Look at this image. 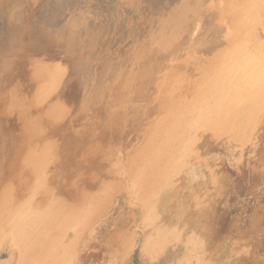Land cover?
<instances>
[{"label": "rangeland", "instance_id": "374dc122", "mask_svg": "<svg viewBox=\"0 0 264 264\" xmlns=\"http://www.w3.org/2000/svg\"><path fill=\"white\" fill-rule=\"evenodd\" d=\"M1 1L2 0H0V4L3 2L1 5L2 8L5 6L4 1L6 2V6L9 5L7 8V16L10 15L8 17L11 19L9 20V18L5 16V24L3 31L0 30V36H4L3 39H5L6 43L7 40L9 42L8 44H10V42L12 43L10 46L5 45V47L4 45L2 46V39H0V50L2 47L5 48L4 50L9 51L10 49L12 54L14 51L13 49H18L20 51L21 44H23V48H21L24 49L25 39L27 41L29 39V37L24 38L21 35L22 39L19 34V32L22 33L20 28L28 24L27 21H29V24L25 27L33 28L31 29L33 32L32 35H36L34 32L35 25L31 24L33 21L30 16L31 11L34 9L31 11L29 9L35 7L37 10V8L42 5L37 1L33 2V4L35 3L34 6H31V2L30 4L25 3L26 1L24 0L19 2L20 6L18 3L15 5L16 3L13 0ZM73 1L70 4V6L73 5L71 6L73 10L69 9V2L63 0H56L57 4L55 2L57 7L62 10L59 13V19L64 20V16H61L62 12H68L67 14L70 19L67 20L70 21L69 25L65 21V24L61 26L72 27V23L77 29H81L86 33L89 31V34L91 30L97 28L96 23L93 24L91 22L94 21L97 13L96 9L99 7L91 4V0H89V2L88 0ZM217 1L218 2L215 1V3L218 6L219 0ZM220 2L223 4L221 5L223 7L220 6L221 3L219 4V7L222 9V11L221 9L219 10V14L220 11L221 14L218 15L216 13L217 20H213V18H211V13H209L198 0H139V2H136V0H129L128 3L121 8L122 10L119 16L115 18V21L112 24L105 25L106 27L103 29L108 30L104 32L103 42H105L104 44L107 47H104L105 45L103 44L102 58H98L99 54L95 52L97 48L94 46L96 44L93 45L92 42L88 44L76 43L73 39V37L75 38L77 35L76 30L73 31L74 34L72 37L69 35V38H66L64 34L66 36L65 29L67 28H63V31L60 26H57V29L55 27L52 29L55 32L57 40H54L56 37L52 41H48L49 37H47V39L45 38V40L43 38L41 39L43 43L41 42L39 46H43L44 43L46 44V41L48 42L47 46L44 45L46 49L44 47H42L44 48L43 50H41V47L37 48L43 53L39 50H33L34 52L31 50V53L30 50L27 52V49H24V54L21 52L22 54L19 55L22 59L16 56L18 55V50H16V52L14 51L12 54L14 60L10 59L12 55L9 56V54L7 58L4 56L1 58L2 55L0 56V63H2L0 65H3L7 59L8 62L11 60L9 63L7 61L5 62L6 64L8 63L7 66L10 65L9 67H11V69L7 67L8 74L6 71H3L6 70L3 69L4 66L6 67V64L0 66V69H3H1V72L3 71L6 74L5 76L3 72L0 73V81L6 80L8 82L4 83L5 87L0 86L3 87L2 90H0V102L4 101L3 99L5 98V101L7 99L8 103H10L8 105V103H6L7 101H4L6 105L4 102L0 104L2 107L4 106V108L0 107L5 109L1 112L0 108V119L3 120L2 123V120H0V191H2L0 192V203L4 202V205L0 206V230L3 228L2 222L3 225L6 224L2 229V233H0L1 237L4 235L2 238L0 237L1 264H21L15 259L17 253L16 247L19 246L15 245L13 234L15 226L20 227V224H22L21 222H26L24 216L26 217L27 215V217L30 218L32 217L31 215L39 212L41 214L38 215V213L37 215L38 218H40L45 216V214L47 216V213H51L50 210L52 213L54 211L59 213V210L63 207L64 209L60 211V216H58L59 219H57H61V222L59 221L61 230L59 234H61L58 235L57 232V234L52 232L54 236H50V238H54L55 240L52 241H56V243L53 245V242L50 241L44 245L42 243V246L44 248L47 247L46 249L53 251V253L55 252L54 255L55 257L57 255L56 258L60 260L65 258L68 264H76L78 262V264H121L122 261L123 264H264V0H220ZM66 3L68 4L67 8L71 10L72 13L63 10ZM227 3L229 5H227ZM11 4L19 6L20 8L22 7V9L14 7L15 10H12L14 8H12L13 5L11 6ZM76 4H78L79 7H76ZM74 7L81 9L84 7V9L80 12L77 9L75 11ZM219 7H217V9ZM9 8H12L10 10H12L11 12L13 13L8 12L10 11ZM2 11L3 9L0 10V18L4 15ZM22 13H24V16H22ZM27 13L28 15L25 16ZM79 15H82L80 16L81 19L78 18ZM73 17L75 18L73 19ZM18 18H22L23 20L21 23H24H17L20 22ZM24 19L26 21H24ZM72 21H74V23ZM13 22H15V24ZM216 22L218 24L214 25ZM6 25L9 27H6ZM38 25L40 29L48 27L46 23H43L41 20ZM41 25H43V27ZM4 28L7 29L5 30ZM16 28L20 30L18 31ZM15 29L18 32L15 31L16 33L13 34L14 31H11ZM85 29H88V31ZM15 34L19 35V39L24 40L23 43L21 42L22 40L18 44L15 42L18 40ZM196 38L199 40L197 41ZM194 40H196L197 43ZM65 42H67L66 45ZM19 44L20 46H18ZM12 45L15 46L11 49ZM17 59H19V61L21 60V62ZM28 59L31 60L29 61ZM33 59L36 62H34ZM14 61L18 62L15 63ZM31 61L34 62V64L31 65ZM237 61L240 63L238 62L237 64ZM36 63H38L39 66H37ZM244 63L248 66H245ZM24 65H26V67H24ZM241 66L243 68H241ZM22 67L25 68V71L24 68L21 69ZM37 67L39 70H35ZM12 69L15 71L19 70L20 72H18L20 74ZM241 69H243V71ZM31 70L37 72L33 74ZM11 71L12 73L9 74ZM99 73H101V75ZM22 74L23 77L21 76ZM230 75L234 80L231 79ZM18 77H20V79ZM33 77L35 78L32 79ZM36 78L38 80H36ZM27 79H30L31 82L27 83V81H29ZM219 79L222 81V84H219ZM12 82H14L13 85ZM1 83L3 82H0V85ZM16 84L21 88H17ZM217 84L220 87H218L220 91H218L219 89L215 90L218 86ZM7 85H12L15 89L12 87L9 88ZM204 85H207L205 87L208 88L206 89ZM215 85L217 86L215 87ZM4 88L6 92H4L5 90L3 91ZM11 88L13 91L15 90L14 93H18L16 94L17 96H15V94L13 96V93L10 91ZM209 88H213L212 90L215 91V93L217 92L220 94H215ZM225 89L230 90L226 92ZM211 92L213 93L212 96H210L212 94ZM171 93L176 96H173ZM11 94L13 97L10 96ZM217 95L219 97H215ZM229 95L233 96L229 97ZM24 96L25 98H23ZM166 96L168 97L166 98ZM196 96L198 97L197 99ZM213 97L214 99L217 98V100L221 98L224 103H220V99V101L218 100L219 102L215 100L212 102ZM239 97H242V99ZM21 98H23V100ZM178 98H180L182 102L177 101ZM190 98L194 99L191 100ZM232 99L233 101H231ZM199 100L200 102L198 103ZM108 101L112 107L110 105L108 106ZM205 101L207 105L203 104ZM180 102L182 105H178ZM209 102L214 110L217 106V111H214L217 116L209 112L212 110ZM191 103L194 104L192 105ZM208 103L210 105V110L207 111L205 106H208ZM215 103L217 104L215 105ZM227 103L233 106L231 107ZM35 105L37 107H35ZM39 105L40 107H38ZM186 105L187 109L185 108ZM13 106L15 109L12 108ZM22 106L23 108L25 106L26 109H23ZM191 106H195V108ZM154 107L155 109H153ZM167 107L169 108L167 109ZM201 109H204L202 112L207 111L209 114L206 112L202 114V112H200ZM188 110L189 112L190 110L193 112L191 115L193 117L189 115ZM37 111L39 114H37ZM195 111L198 113L197 117L199 120H197V122H195V120L193 123L191 121L194 120L197 114H195ZM51 112L53 113L52 115ZM170 112H174V117ZM222 112H227L226 114L229 115L227 116L224 113L222 114L224 117H222L219 115ZM25 115L28 116L25 117ZM53 115L54 117H52ZM177 115H179V117ZM211 115L216 117L218 122L214 121L216 119H212ZM237 115L239 116L237 117ZM206 116H210L211 118H207ZM225 116L227 119L229 118L227 123L226 120H224L226 119ZM13 117L15 118L13 119ZM23 117L24 120L22 119ZM49 117L52 118L50 119ZM189 117H191V121L187 122ZM29 118H31V120H33V118L34 120L35 118L37 120L40 119L38 123L42 125L40 126L41 129L36 124L38 128L32 130L31 127L30 130V126H28L30 125V123H28ZM204 118L207 119L204 120ZM20 119L23 120V122L21 121V123H19ZM43 119L45 121H43ZM234 121L237 123H234ZM24 122L27 123L25 124ZM187 123L192 124L188 125ZM24 124L27 129L23 128ZM230 124L233 128L234 125L238 128V130L234 129L237 136H235L236 134L233 132V128L230 129ZM15 125L18 126H16L18 129L14 128ZM158 126L161 127L159 128ZM165 126H167V128ZM162 127L163 130L161 129ZM172 128L176 130L178 128L181 131L184 130L183 133L181 131V133H179L177 130V134H182L178 137H182L185 140H182L180 143L177 142L178 145H175V151L162 148L159 149L156 144H158V140L161 139L160 133ZM240 128L244 130L242 131L243 135L240 133ZM156 129L160 133L157 132ZM1 130L4 131L1 133ZM18 130H20V132ZM38 130L40 133H38ZM24 131H27L29 134ZM238 131L240 132L238 133ZM10 137L12 139H9ZM174 137L173 140L177 141L176 138L178 137ZM14 138L17 140L12 141ZM150 138H153L152 140L154 141ZM10 140L13 143L10 142ZM185 141H187V145L184 144ZM31 146L33 147L32 149ZM136 148L138 149L136 150ZM144 149L146 151H144ZM131 150H134L137 157H134L135 154L133 153H131L132 155L128 154L133 152ZM141 150L143 154L148 153L149 156L145 154L144 156L142 154L141 158H138L141 154ZM153 150H160L157 152V156L156 152ZM28 151L32 153L29 155ZM33 154L34 156L36 155L37 158L29 157L31 155L33 156ZM153 154H155L156 158L153 156L152 161H149L148 159L151 158L148 157H151ZM158 156H160V158ZM128 158L135 161L139 160V162H136L138 164H145L148 166L149 170L146 169V166H144V169H140L139 173H141V175L139 178V175L135 174L133 169L134 167L136 168V166H134L135 161H129ZM176 158H178L176 161L179 162H174ZM39 159H42V162H36ZM160 159L164 160V166L161 164L163 163L162 160L156 163V160L158 161ZM131 161H133L134 164H132ZM165 161L168 166L170 165V170L169 167L165 165ZM40 162L43 165H40ZM38 163L40 164L37 166ZM128 163L131 164H129V168L131 166L133 167V173L130 171L131 168L129 170L130 172L127 171ZM29 165L32 167L31 169ZM34 167H40L41 171L37 168L38 172ZM35 172H38V174H35ZM40 172L42 173L41 175ZM124 172L130 174L127 175V173L125 174ZM163 172H166V174L169 173L170 175L166 178L168 180H165L167 184L169 183L168 185L164 184L166 186L163 185L166 175H163ZM130 175L131 178L134 177L132 178L133 181L129 180L128 177ZM136 175L137 178H135ZM172 175H174V177ZM171 176L173 179H171ZM36 178L39 179V181ZM141 179H143V181ZM124 181L131 183H128V186H132L133 183L134 186L128 187L127 183L125 182V184ZM140 181L145 182L139 184ZM157 181L159 183L161 182V187L163 186L161 190L160 188L156 189V186L159 185ZM37 185H39V187ZM34 189H37V191ZM111 189L113 191H111ZM134 189H139V191H135L137 196L134 194ZM27 190H32L35 193ZM140 190L142 193H140ZM149 191L150 193L153 192L152 194L155 193V197H152ZM13 192H16V194H13ZM146 192L147 196L145 195ZM156 192L158 195H156ZM4 193H6V197ZM24 193H26L27 196ZM117 193H119V195ZM99 195L102 198H98ZM11 196L15 200H11ZM156 196L157 199H155ZM136 197L137 199H135ZM145 197L146 201L148 197H151L152 199L150 200L154 202H150L156 204L152 206L148 202V199L147 203L150 205H147L145 203ZM51 198L56 202L51 201ZM93 198L95 201H93ZM111 200H113V202H111ZM6 201L8 203H6ZM49 201H51L54 206ZM97 201L99 202L97 203ZM39 202L42 204L39 205ZM57 202L60 203L59 207L61 208L59 210V207L56 206L58 205ZM136 202H141L142 206L143 204L144 206L141 207V204L138 205ZM5 203L13 206L9 208L10 211L3 210L9 207H7ZM16 203L22 206L20 207L22 208L21 212H19L20 208ZM61 203H63V205ZM47 204L48 207L50 206V210L43 207ZM97 205L99 207H97ZM14 206L17 207L15 208ZM41 206L44 212H46L45 210L48 212L43 214L41 209H39ZM51 206L54 208L57 207V211L56 209H52ZM75 206L77 208H75ZM150 207L154 209L152 208L151 210L149 209ZM30 208L31 210H29ZM143 208L145 210H143ZM23 209H26V212H24ZM13 210H15V213ZM28 210L29 212H27ZM143 211H145L144 213L146 215ZM17 212L21 214L19 215ZM98 213H100V218L98 217ZM141 213H143V215ZM14 214L15 216H12ZM28 214L30 216H28ZM2 215L4 220L1 218ZM9 215L11 219H9ZM21 215L24 219L20 217ZM67 215L68 217H65ZM147 215H149V217H146ZM6 218L7 221H12L13 224L9 221L6 222ZM149 218H152L153 222H150ZM15 219L16 224L14 225ZM88 219L90 220L87 221ZM92 219L93 221H91ZM31 220L33 219L31 218ZM41 221L42 219L38 220V222ZM62 221H65L64 223H67V225ZM70 221L73 223L71 224ZM30 223L29 226H35V224H37L36 221H33V224L32 222ZM10 224L12 225L11 227L9 226L10 228L8 229L7 226ZM39 225L41 226L42 224L40 223ZM40 226L38 228H40L44 238L49 237V235L45 236V234L51 232L49 228H45L48 226H43L42 228ZM146 227L147 230L144 229ZM62 231L65 232L63 233ZM131 231L134 234L130 233ZM160 231H164L165 233L163 232L161 235ZM39 232L37 233L39 234ZM144 232H146L147 235ZM10 233H12L11 236ZM142 234H144V236ZM5 236L7 240H5ZM142 236L145 239L142 238ZM146 236L150 238H146ZM11 238L14 241H12ZM139 238L144 240L141 241ZM2 239H4V244H2ZM128 239H130L129 242L131 246L127 247L126 245H130ZM132 241L134 242L132 243ZM188 241H190V243ZM181 242H184L185 246L187 245L186 250H188V252L191 250L189 252L190 255L188 252L183 256L180 254L177 255L176 251ZM122 245H124V247ZM52 246L53 248H51ZM190 247H192V249ZM54 248L55 250H53ZM19 249H21V247H19ZM159 250L160 252H158ZM14 251L15 253L12 257ZM188 259L190 262H188ZM65 260H63V264H66ZM36 264L38 263L36 262Z\"/></svg>", "mask_w": 264, "mask_h": 264}, {"label": "bare ground", "instance_id": "6f19581e", "mask_svg": "<svg viewBox=\"0 0 264 264\" xmlns=\"http://www.w3.org/2000/svg\"><path fill=\"white\" fill-rule=\"evenodd\" d=\"M2 1H4V0H2ZM2 1H1V2H2ZM10 1H12V0H10ZM13 1L16 3L15 5H17V3H18V5H19V4H20L19 2H22L23 0H13ZM24 1H26L25 3H27V4H30V2H31V3H32L31 6H34V5H35V3L33 4V2H35V1H37L38 3L40 2V3H41L40 5H42L41 7L37 8V10H36L35 7H31V8L29 9L30 11H31L32 9L35 10V12H34V10H33V11H31V13H30V16H31V18H32L31 20L33 21L31 24H34V25H35V26H34V32L36 33L35 36L32 35L33 32L31 31V29H33V28H31V27L26 28V27H25V26H27V25L29 24V21H27V23H28V24L26 23L27 25L24 24L25 26H23V28H20V27H22V26L19 27L21 30H20L19 28H16V29H18V31H19V30L22 31V33L19 32L20 37H21V35H22V37H24V38L29 37L28 41L25 39L26 42H25V45H24V49H27V52H28V50H30V52H31V50H32V51H33V50H34V51L39 50V51L41 52V50H43V49L47 46V43H48V42L46 41V44L44 43L43 46H39V45H41V42H42L41 39L43 38V39L45 40V38L47 39V37H49V40H48V41H52V40L56 37L55 32L52 30L53 27H55V28L57 29V26H60V27H61V30H63V28H65V27L67 28V29H65L66 36H65V34H64V37H66V38H69V35H70V37H72V35L74 34L73 31L76 30L77 35H76V36L74 35L75 38L73 37V39L75 40L76 43L80 42V43H82V44H83V43H84V44H88V43H91V42H92L93 45L96 44V45L94 46L95 48H97L95 52H96V54H97V53L99 54L98 58H99V57L102 58V57H101L102 54H103V53H102V52H103V48H102V47H103V44L105 43V42H103L104 34H105L104 32H105L106 30H108V29H106V30H103V29H104V27H106L105 25H107V24H112V23L115 21V18L119 16V13H120L121 10H122L121 8L124 7V5H125L126 3H128L129 0H91V2H92L91 4H94V5H96L97 7H99V8L96 9L97 13L95 12V13H96V17L93 16V17H95L94 21L91 22V23H93V24L96 23L97 28H96L95 30H91V32H90L91 35H90V33L88 34V32H89L88 29H85V30L88 31V32L86 33V32H84V31H82L81 29H77L76 27H74V26L72 25V23H71V26H72V27L61 26L62 24H63V25L65 24V23H64L65 21H66V22L68 23V25H69V24H70V21H67V20H70V19H69V16H68V14H67L68 12H67V13H63V12H62V15H61V16H62V17L64 16V20L59 19V16H60L59 13H60L62 10H61V8H58V7H57V5H56L57 2H56V0H24ZM63 1H65V2H69V9H72L71 6H73V5L70 6V4L72 3L73 0H63ZM179 1H180V0H179ZM198 1L202 3V5L205 7V9H207V11H208L209 13H211V18H213V20H217V18H216V17H217V14L220 15V14H221V11H222V9H221V7H223V6H221V5H223V4L221 3L222 1L220 2V0H219V4L221 3V4H220L221 7H219V4H218V6L216 5L215 1L218 2L217 0H198ZM55 2H56V4H55ZM61 2H62V1H61ZM73 2H74V1H73ZM76 2H77V1H76ZM76 2H75V3H76ZM83 2H85V1H83ZM88 2H89V0H88ZM136 2H139V0H138V1L136 0ZM8 3H10V2H8ZM12 3H13V2H12ZM25 3H24V4H25ZM38 3H37V4H38ZM59 3H60V2H59ZM79 3H82V2H79ZM85 3H86V2H85ZM223 3H224V1H223ZM234 3H235V2H234ZM2 4H3V2H2ZM2 4H0V10L3 9L2 12H4V15H3V17L0 18V19H1V20H0V25H1V26H0V28H1L0 30H1V31H3V27H4V24H5L4 19H5V16H7V8H8V6H9V5L6 6V2L4 1L5 6L3 5L4 7L2 8V7H1ZM21 4H22V3H21ZM37 4H36V6H37ZM62 4H63V3H62ZM73 4H74V3H73ZM12 5H13L12 8H14V7L17 8V7L20 6V5H19V6H14V4H11V6H12ZM25 5H26V4H25ZM40 5H38V6H40ZM53 5H54V6L56 5V6L54 7ZM64 5H65V4H64ZM67 5H68V4L66 3V5L63 7V10H64V11L66 10V11H69V12L72 13V11L69 10V9L67 8V7H68ZM76 5H77L76 7H79L78 4H76ZM227 5H229V4L227 3ZM76 7H74V8H75V9H74L75 11H76V9H77V10H79V11L81 12V10L84 9V7H83L82 9H81V8H76ZM81 7H82V6H81ZM217 7H219V8L217 9ZM235 7H236V6H235ZM235 7H234V8H235ZM241 7H242V6H241ZM12 8H9V10L12 9ZM19 8H20V7H19ZM26 8H28V7H26ZM17 9H18V8H17ZM17 9H16V10H17ZM20 9H22V7H21ZM23 9H24V6H23ZM67 9H68V10H67ZM220 9H221V11H220V14H219V10H220ZM12 10H15V8L12 9ZM12 10H10V11H8V12L13 13V12H11ZM72 10H73V9H72ZM17 11H18V10H17ZM23 11H24V10H23ZM23 11H21V12H23ZM66 11H65V12H66ZM86 12H87V11H86ZM73 13H74V12H73ZM87 13H88V12H87ZM95 13H94V14H95ZM216 13H217V14H216ZM239 13H240V12H239ZM22 14H23L22 16H24V13H22ZM84 14H85V12H84ZM84 14H83V15H84ZM230 14H231V13H230ZM14 15H15V14H14ZM26 15H28V13L25 14V16H26ZM75 15H76V14H75ZM239 15H241V14H239ZM8 16H10V15H8ZM8 16H7V17H8ZM11 16H12V15H11ZM19 16H20V15H19ZM80 16H82V15H79V17H78V16H75V17L80 18ZM7 17H6V18H7ZM70 17H71V15H70ZM75 17H73V19H74ZM218 17H219V16H218ZM8 18H9V20L11 19L10 17H8ZM24 18H25V17H24ZM71 18H72V17H71ZM230 18H231V16H230ZM12 19H14V18H12ZM18 19H19V18H18ZM20 19H21V20H20ZM20 19H19L20 22H17V23H21V21H22L23 19H22V18H20ZM25 19L28 20L27 18H25ZM25 19H24V21H26ZM80 19H81V18H80ZM225 19H226V18H225ZM9 20H8V21H9ZM40 20L43 21V23L45 22L46 25H47L48 27H45V29H43V28L40 29V26L38 25V23H40ZM82 20H83V18H82ZM234 20H235V19H234ZM16 21H17V20H16ZM37 21H38V22H37ZM79 21H80V20H79ZM218 21H219V20H218ZM218 21H217V22H218ZM30 22H31V21H30ZM72 22L74 23V21H72ZM210 22H211V21H210ZM212 22H214V21H212ZM217 22H216V24H214V25H217V24H218ZM8 23H10V22H8ZM13 23L15 24V22H13ZM13 23H11V24H13ZM23 23H24V22H23ZM23 23H21V24H23ZM225 23H226V22H225ZM77 25H78V24H77ZM90 25H91V24H90ZM214 25H213V26H214ZM223 25H224V24H223ZM17 26H18V25H17ZM32 26H33V25H32ZM41 26L43 27V25H41ZM44 26H45V25H44ZM213 26H211V27H213ZM6 27H9V26L6 25ZM209 28H210V27H209ZM4 29L6 30L7 28H4ZM16 29H15V30H12L11 32L14 31L13 34L16 33V32H18V31H16ZM212 29H213V28H212ZM10 30H11V29H10ZM219 30H220V29H219ZM259 30H260V29H259ZM15 31H16V32H15ZM63 31H64V30H63ZM215 31H216V30H215ZM209 32H210V31H209ZM211 32H213V31H211ZM61 33H63V32H61ZM214 33H215V32H214ZM216 33H217V32H216ZM218 33H219V31H218ZM11 34H12V33H11ZM87 34H88V35H87ZM208 34H209V33H208ZM260 34H261V33H260ZM4 35H5V34H4ZM209 35H210V34H209ZM211 35H213V34H211ZM12 36H13V35H12ZM12 36H11V37H12ZM15 36H17V37H18V40H19V42H18V40L15 41V42H16L17 44L20 43V41H21L23 38L21 37L22 39H19V35H17V34H15ZM0 37H2V36H0ZM3 37H4V36H3ZM3 37L0 38V39H2V40H1V44H2V46H3V45H4V46H5V45H6V46L9 45V46H10V44H11L12 42H10V44H8L9 42H8V40H7V43H6L5 39H3ZM59 37H60V36H59ZM59 37H58V38H59ZM64 37H63V38H64ZM216 38H217V37H216ZM216 38H215V39H216ZM12 39H13V37H12ZM12 39H11V40H12ZM61 39H62V38H61ZM70 39H71V38H70ZM70 39H69V40H70ZM73 39H72V40H73ZM196 39H197V38H196ZM11 40H9V41H11ZM54 40H57V37H56V39H54ZM198 40H199V39H197V41H198ZM23 41H24V40H22L21 42L23 43ZM194 41L197 43L196 40H194ZM194 41H192V42H194ZM44 42H45V41H44ZM219 42H220V41H219ZM42 43H43V42H42ZM17 44H16V45H17ZM66 44H67V42H65V45H66ZM71 44H72V43H71ZM208 44H209V43H208ZM21 45H22V46H20V44L18 45V46H20V51H19L18 49H13L15 52H16V50H18V53H17L18 55H16L17 57H19V55L22 54L21 52H23V54H24V51H25V50L22 49V48H23V44H21ZM44 45H46V46H44ZM104 45H105V44H104ZM6 46H5V47H6ZM13 46H15V45H12V46H11V49L13 48ZM76 46H79V45H76ZM96 46H97V47H96ZM209 46H210V45H209ZM21 47H22V48H21ZM38 47H39V48L41 47V50H40V49H37ZM42 47H44V48H42ZM50 47H51V46H50ZM52 47H53V46H52ZM74 47H75V46H74ZM79 47H80V46H79ZM104 47H107V46L105 45ZM101 48H102V50H101ZM196 48H197V47H196ZM2 49L4 50L5 48L2 47ZM2 49L0 50V51H2V52H0V56L2 55L1 58H3V56H4L5 58H7V57H8V54H9V56H10V55H12L13 52H14V51L12 50L13 52H12V54H11V50H10V49H9L10 52H9L8 50H4V51H3ZM45 49H46V48H45ZM203 49H204V48H203ZM209 49H210V48H209ZM100 50H101V51H100ZM34 51H33V52H34ZM45 51H46V50H45ZM51 51H52V50H51ZM191 52H192V51H191ZM244 52H245V51H244ZM31 53H32V52H31ZM37 53H39V52H37ZM37 53H36V54H37ZM41 53H43V52H41ZM41 53H39V54H41ZM49 53H50V52H49ZM206 53H207V52H206ZM39 54H38V55H39ZM44 54H46V53H44ZM92 54H93V53H92ZM179 54H180V53H179ZM198 54H199V53H198ZM31 55H32V54H31ZM33 55H34V54H33ZM14 56H15V54H14ZM225 56H226V55H225ZM29 57H30V56H29ZM19 58L22 59L21 56H20ZM27 58H28V57H27ZM31 58H32V57H31ZM38 58H39V57H38ZM38 58H37V59H38ZM10 59H13V55L11 56ZM24 59H25V58H24ZM37 59H36V60H37ZM96 59H97V57H96ZM0 60H1V59H0ZM7 60H8V59H7ZM7 60H6V61H7ZM13 60H14V59H13ZM17 60L19 61V59H17ZM28 60H29V59H28ZM30 60H31V59H30ZM30 60H29V61H30ZM39 60H40V59H39ZM100 60H101V59H100ZM3 61H4V60H3ZM3 61H2V62H3ZM6 61H5V62H6ZM10 61H11V60H9V62H10ZM18 61H16V62L14 61V62L17 63ZM33 61L36 62L34 59H33ZM235 61H236V59H235ZM5 62H4L3 65H0V66H4V65L6 64ZM7 62H8V61H7ZM9 62H8V63H9ZM19 62H21V60H20ZM34 62L31 61V62H30L31 65L34 64ZM37 62H38V60H37ZM238 62H239V61H237V64H238ZM8 63H7V64H8ZM12 63H13V61H12ZM22 63H23V62H22ZM22 63H21V64H22ZM26 63H27V62H26ZM239 63H240V62H239ZM0 64H2V63H0ZM7 64H6V67L4 66L5 68L3 67V69H6V70H3L2 68H1V69H2L3 71H6V73L8 74V72H7V71H8V70H7L8 68H7V67H9L10 65L7 66ZM18 64H19V63H18ZM27 64H29V63H27ZM36 64H37V66H39L38 63H36ZM176 64H177V63H176ZM244 64H245V63H244ZM13 65H14V64H13ZM97 65H98V64H97ZM246 65H247V64H245V66H246ZM17 66H18V65H17ZM27 66H29V65H27ZM35 66H36V65H35ZM235 66H237V65H235ZM247 66H248V65H247ZM249 66H250V63H249ZM24 67H26V65H24ZM24 67H22L21 69H23ZM237 67H238V66H237ZM34 68H35V67H34ZM238 68H240V67H238ZM241 68H243V67L241 66ZM246 68H248V67H246ZM253 68H254V67H253ZM1 69H0V73L3 72V71L1 72ZM9 69H11V67H9ZM14 69H16V68H14ZM19 69H20V67H19ZM29 69H30V68H29ZM231 69H232V68H231ZM12 70H13V69H12ZM35 70H39L38 67H37V69H35ZM40 70H41V69H40ZM225 70H226V69H225ZM228 70H229V69H228ZM241 70L243 71V69H241ZM241 70H240V72H241ZM252 70H253V69H252ZM254 70H255V69H254ZM13 71H15V70H13ZM18 71H19V70H18ZM18 71H15V72H18ZM24 71H25V68H24ZM41 71H42V70H41ZM46 71H47V69H46ZM231 71H232V70H231ZM245 71H246V70H245ZM248 71H249V70H248ZM19 72H20V71H19ZM19 72H18V73H19ZM31 72H33V74H34V73H36L37 71L34 72V70H33V71L31 70ZM47 72H48V71H47ZM229 72H230V71H229ZM3 73H4V72H3ZM10 73H12V71L9 72V74H10ZM13 73H14V72H13ZM25 73H27V72H25ZM38 73H39V72H38ZM194 73H195V72H194ZM226 73H227V72H226ZM4 74H5V73H4ZM19 74H20V73H19ZM23 74H24V72H23ZM23 74L21 75L22 77H23ZM29 74H30V73H29ZM99 74L101 75V73H99ZM228 74H230V73H228ZM235 74H236V73H235ZM239 74H240V73H239ZM1 75H2V74H1ZM11 75H12V74H11ZM15 75H16V74H15ZM26 75H28V74H26ZM31 75H32V74H31ZM40 75H41V73H40ZM247 75H248V74H247ZM5 76H6V74H5ZM9 76H10V75H9ZM28 76H29V75H28ZM217 76H218V75H217ZM230 76H231V75H230ZM10 77H11V76H10ZM22 77H21V78H22ZM37 77L39 78L38 75H37ZM228 77H229V76H228ZM6 78H7V77H6ZM18 78L20 79V77H18ZM18 78H17V80H18ZM25 78H26V77H25ZM34 78H35V77H33L32 79H34ZM211 78H213V77H211ZM22 79H23V78H22ZM182 79H183V78H182ZM221 79H222V77H221ZM231 79H232V76H231ZM240 79H241V78H240ZM2 80H3V79H2ZM14 80H15V79H14ZM27 80H29V81H27V83H28V82H31L30 79H27ZM36 80H38V79L36 78ZM78 80H79V78H78ZM210 80H211V79H210ZM213 80H214V79H213ZM219 80H220V79H219ZM232 80H234V79H232ZM247 80H248V79H247ZM252 80H253V79H252ZM260 80H261V79H260ZM4 81H5V82H4ZM22 81H23V80H22ZM217 81H218V80H217ZM230 81H231V80H230ZM0 82H3V83H1L0 86H4V83H8L6 80L0 81ZM9 82H10V81H9ZM36 82H37V81H36ZM211 82H213V81H211ZM221 82H222V81L220 80L219 84H220ZM228 82H229V81H228ZM238 82H239V81H238ZM248 82H249V80H248ZM248 82H247V83H248ZM10 83H11V82H10ZM13 83H14V82H12V85H13ZM24 83H26V82H24ZM216 83H217V82H216ZM229 83H230V82H229ZM232 83H233V82H232ZM2 84H3V85H2ZM29 84H30V83H29ZM29 84H28V85H29ZM214 84H215V83H214ZM221 84H222V83H221ZM226 84H227V83H226ZM235 84H236V83H235ZM12 85H10V86L7 85V87L9 86V88L12 87V88L15 89V87H14L15 84H14V86H12ZM16 85H17V84H16ZM38 85H39V84H38ZM217 85H218V84H217ZM217 85H215V87H216ZM243 85H244V84H243ZM256 85H257V84H256ZM202 86H203V85H202ZM205 86H207V85H204V87H205ZM233 86H235V85H233ZM240 86H241V85H240ZM258 86H259V85H258ZM4 87H5V86H4ZM218 87H219V85L216 87L215 90H217V89L220 88V87H219V88H218ZM222 87H223V86H222ZM241 87H242V86H241ZM248 87H249V86H248ZM2 88H3V87H0V90H2ZM12 88H11V89H12ZM17 88H21V87H19V86L17 85ZM17 88H16V91H17ZM28 88H29V87H28ZM35 88H36V87H35ZM75 88H76V87H75ZM205 88L207 89L208 87H205ZM213 88H214V87H213ZM213 88H212V89H213ZM223 88H224V87H223ZM249 88H251V87H249ZM6 89H7V88H6ZM11 89H10V91L13 93V96H14V94H15V96H17L16 94H18V93H16V92L14 93L15 90L13 91V89H12V90H11ZM82 89H83V88H82ZM202 89H204V88H202ZM209 89H210V88H209ZM212 89H210V90H212ZM231 89H233V88H231ZM239 89H240V87H239ZM261 89H262V88H261ZM4 90H5V88L3 89V91H4ZM19 90H20V89H19ZM21 90H22V89H21ZM38 90H39V89H38ZM76 90H78V89H76ZM177 90H178V89H177ZM229 90H230V89H229ZM229 90H226V89H225L226 92L229 91ZM3 91H1V92H3ZM170 91H171V90H170ZM173 91H174V90H173ZM212 91H213V90H212ZM218 91H220V89H219ZM239 91H241V90H239ZM4 92H6V90H5ZM11 92H10V93H11ZM18 92H19V91H18ZM22 92H23V91H22ZM32 92H33V91H32ZM206 92H207V91H206ZM213 92L215 93V91H213ZM232 92H233V91H232ZM245 92H246V91H245ZM260 92H261V91H260ZM8 93H9V92H8ZM20 93H21V92H20ZM33 93H34V92H33ZM81 93H82V90H81ZM172 93H173V92H172ZM172 93H171V94H172ZM208 93H209V92H208ZM211 93H212V92H211ZM216 93H217V92H216ZM216 93H215V94H216ZM221 93H222V90H221ZM261 93H262V92H261ZM4 94H5V93H4ZM31 94H32V93H31ZM34 94H35V93H34ZM217 94L219 95L220 93H217ZM8 95H9V94H8ZM21 95H22V94H21ZM28 95H29V94H28ZM172 95L174 96L175 94H172ZM180 95H181V94H180ZM180 95H179V96H180ZM212 95H213V93H212L210 96H212ZM218 95L215 96V97H219ZM221 95H223V94H221ZM257 95H258V94H257ZM10 96L13 97L12 94H11ZM25 96H27V95H25ZM25 96H24L23 98H25ZM175 96H176V95H175ZM181 96H182V95H181ZM193 96H194V95H193ZM193 96H192V97H193ZM208 96H209V95H208ZM231 96H233V95H231ZM231 96L229 95V97H231ZM242 96H243V95H242ZM19 97H20V96H19ZM29 97H31V96H29ZM34 97L36 98L35 95H34ZM167 97H168V96H166V98H167ZM169 97H170V96H169ZM183 97H184V96H183ZM192 97H191V98H192ZM243 97H245V96H243ZM262 97H263V96H262ZM17 98H18V97H17ZM23 98H21V99L23 100ZM26 98H27V97H26ZM173 98H174V97H173ZM191 98H190V99H191ZM197 98H198V97L196 96V99H197ZM200 98H201V97H200ZM200 98H199V99H200ZM205 98H206V97H205ZM224 98H227V97H224ZM233 98H234V97H233ZM239 98H240V97H239ZM257 98H258V97H257ZM263 98H264V97H263ZM37 99H38V98H37ZM94 99H95V97H94ZM108 99H109V98H108ZM163 99H164V98H163ZM181 99H182V98H181ZM186 99H187V98H186ZM193 99H194V98H193ZM193 99H191V100H193ZM219 99L221 100V98H219ZM219 99H218V100H219ZM228 99H229V98H228ZM228 99H227V100H228ZM240 99H242V97H241ZM243 99H244V98H243ZM246 99H247V98H246ZM0 100H1V99H0ZM3 100L5 101V98H4ZM25 100H26V99H25ZM33 100H34V99H33ZM111 100H112V99H111ZM150 100H151V99H150ZM182 100H184V99H182ZM210 100H211V98H210ZM214 100H215L216 102L218 101L217 98L214 99V97H213V98H212V102H214ZM220 100H219V101H220ZM4 101H1V102H4ZM6 101H7V99H6ZM6 101H5V102H6ZM10 101H12V100H10ZM29 101H30V100H29ZM106 101H107V100H106ZM169 101H170V100H169ZM177 101H181L180 98H178ZM185 101H187V100H185ZM196 101H197V100H196ZM203 101H204V100H203ZM219 101H218V102H219ZM225 101H226V100H225ZM231 101H233V99H232ZM237 101H238V100H237ZM1 102H0V104H1ZM5 102H4V104H5ZM21 102H22V101H21ZM110 102H111V101H110ZM163 102H164V101H163ZM181 102H182V101H181ZM181 102L178 103V105H179V104L182 105ZM193 102H194V101H193ZM199 102H200V100L198 101V103H199ZM221 102H222V100L220 101V103H221ZM234 102H235V101H234ZM238 102H239V101H238ZM6 103H8V101H7ZM11 103H12V102H11ZM15 103H16V101H15ZM30 103H31V102H30ZM35 103H36V102H35ZM35 103H34V104H35ZM38 103H39V102H38ZM104 103H105V102H104ZM206 103H207L206 101L203 102V104L207 105ZM209 103H210V102H209ZM209 103H208V106H205V105H204V106H205V109H206L207 111L210 110V105H211V103H210V105H209ZM222 103H224V102H222ZM9 104H10V103H8V105H9ZM16 104H17V103H16ZM18 104H19V102H18ZM24 104H25V102H24ZM27 104H29V103H27ZM111 104H112V103H111ZM164 104H165V103H164ZM166 104H167V103H166ZM191 104H192V103H191ZM193 104H194V103H193ZM193 104H192V105H193ZM203 104H202V105H203ZM216 104H217V103H215V105H216ZM227 104L229 105L230 103H227ZM5 105H6V104H5ZM36 105H37V103H36ZM36 105H35V107H37ZM109 105H110V103H109V101H108V106H109ZM150 105H151V104H150ZM167 105H168V104H167ZM183 105H184V104H183ZM200 105H201V104H200ZM213 105H214V104H213ZM220 105H221V104H220ZM237 105H238V103H237ZM0 106L2 107V105H0ZM55 106H56V105H55ZM110 106H111V105H110ZM170 106H172V105H170ZM204 106H203V107H204ZM229 106L232 107L233 105H229ZM1 107H0V108H1ZM15 107H16V106H15ZM31 107H32V105H31ZM38 107H40V105H39ZM111 107H112V106H111ZM119 107H120V106H119ZM150 107H152V106H150ZM150 107H149V108H150ZM172 107H173V106H172ZM177 107H178V106H177ZM181 107H182V106H181ZM191 107H192V106H191ZM221 107H223V106H221ZM236 107H237V106H236ZM2 108H4V106H3ZM2 108H1V112H3V111L5 110V109H2ZM5 108H6V107H5ZM12 108H14V106H13ZM18 108H19V107H18ZM22 108H23V106H22ZM24 108H25V106H24ZM24 108H23V109H24ZM33 108H34V106H33ZM117 108H118V107H117ZM145 108H146V107H145ZM160 108H161V106H160ZM168 108H169V107H167V109H168ZM178 108H179V107H178ZM185 108L187 109V105H186ZM185 108H184V109H185ZM192 108H195V106L192 107ZM192 108H191V109H192ZM216 108H217V106H216ZM216 108H215V110H216ZM234 108H235V107H234ZM14 109H15V108H14ZM23 109H22V110H23ZM25 109H26V108H25ZM55 109H57V108H55ZM114 109H115V108H114ZM119 109H120V108H119ZM153 109H155V107H154ZM156 109H158V108H156ZM162 109H163V108H162ZM170 109H171V108H170ZM174 109H175V108H174ZM188 109H189V108H188ZM199 109H200V108H199ZM211 109L213 110V112H212V110L209 111V112L213 113L212 115L217 116V115H215V113H214L215 110H214V108L212 107V105H211ZM220 109H221V108H220ZM38 110H39V109H38ZM145 110H146V109H145ZM179 110H180V109H179ZM202 110H204V109H201L200 112H202ZM227 110H228V109H227ZM235 110H236V109H235ZM6 111H7V110H6ZM20 111H21V110H20ZM24 111H25V110H24ZM27 111H28V109H27ZM31 111H32V110H31ZM55 111H56V110H55ZM154 111H155V110H154ZM154 111H152V112H154ZM177 111H178V109H177ZM192 111H193V109H192ZM207 111H203L202 114L205 113V112L209 114V112H207ZM216 111H217V110H216ZM216 111H215V112H216ZM220 111H221V110H220ZM7 112H8V111H7ZM15 112H16V111H15ZM37 112H38V111H37ZM52 112H53V111H52ZM52 112H51V115L53 114ZM110 112H111V111H110ZM188 112H189V110H188ZM190 112H191V110H190ZM190 112H189V115L191 116L193 112H191V113H190ZM198 112H199V111H198ZM200 112H199V113H200ZM218 112H219V111H218ZM218 112H217V113H218ZM19 113H20V112H19ZM19 113H18V114H19ZM25 113H26V111H25ZM56 113H58V112H56ZM162 113H163V112H162ZM170 113H172V116H173V113H174V112H170ZM175 113H177V112H175ZM180 113H181V112H180ZM196 113H197V112L195 111V114H196ZM224 113H225V112H224ZM224 113L222 112V113H220L219 115L222 116V117H224V116L222 115V114H224ZM226 113H227V112H226ZM226 113H225V114H226ZM229 113H230V111H229ZM2 114H5V113H2ZM2 114H1V115H2ZM12 114H13V113H12ZM32 114H33V113H32ZM37 114H39V112H38ZM151 114H152V113H151ZM178 114H179V113H178ZM236 114H238V113H236ZM9 115H10V114H9ZM13 115H14V114H13ZM13 115H12V116H13ZM22 115H23V114H22ZM28 115H29V114H28ZM28 115H25V117L28 116ZM40 115H41V112H40ZM49 115H50V114H49ZM51 115H50V116H51ZM57 115H58V114H57ZM170 115H171V114H170ZM174 115H175V114H174ZM181 115H182V113H181ZM206 115H207V114H206ZM212 115H211V116H212ZM226 115L228 116L229 114H226ZM3 116H4V115H3ZM5 116H6V115H5ZM15 116H16V115H15ZM177 116L179 117V115H177ZM182 116H183V115H182ZM195 116L197 117V116H198V113H197ZM201 116H202V115H201ZM201 116H200V117H201ZM238 116H239V115H237V117H238ZM32 117H33V116H32ZM32 117H31V118H32ZM52 117H54V115H53ZM52 117H51V118H52ZM55 117H56V116H55ZM167 117H168V116H167ZM173 117H174V116H173ZM173 117H172V118H173ZM191 117H193V116H191ZM191 117H189V119H188L187 122H190V121H191ZM196 117H195L194 120H192L191 122L194 123L195 120H196L195 122H197V120H199V119H198V117H197V118H196ZM206 117H207V118H211L210 116H209V117L206 116ZM1 118H2V116H1ZM8 118H9V117H8ZM14 118H15V117H13V119H14ZM19 118H20V117H19ZM19 118H16V119H19ZM31 118H29V120H28V123H30V125H28V126H30V130H31V127H32V130H34V129H36V128H38V127L40 128V126H42L41 124L39 125V123H38V122H40V119L37 120V119L35 118V120H34V118H33V120H31ZM49 118H50V117H49ZM51 118H50V119H51ZM180 118H182V117H180ZM207 118H204V120L207 119ZM213 118L216 119V120H214V121H217V118H216V117H213V116H212V119H213ZM225 118H226V119H224V120H226V123H227V122H228L227 120H228L229 118L227 119L226 116H225ZM239 118H240V117H239ZM22 119L24 120V117H23ZM26 119H27V118H26ZM41 119H42V118H41ZM47 119H48V118H47ZM212 119H211V120H212ZM220 119H222V118H220ZM231 119H232V118H231ZM231 119H230V120H231ZM234 119H235V118H234ZM237 119H238V118H237ZM0 120H2V119H0ZM5 120H6V118H5ZM5 120H4V121H5ZM23 120L20 119V120H19V121H20L19 123H21V121L23 122ZM208 120H209V119H208ZM218 120H219V118H218ZM230 120H229V121H230ZM14 121H15V120H14ZM14 121H13V122H14ZM43 121H45V120L43 119ZM43 121H42V122H43ZM181 121H182V120H181ZM185 121H186V120H185ZM200 121H201V120H200ZM239 121H240V119H239ZM243 121H244V120H243ZM243 121H242V122H243ZM2 122H3V120L1 121V123H2ZM9 122H10V121H9ZM42 122H41V123H42ZM174 122H175V121H174ZM198 122H199V121H198ZM217 122H218V121H217ZM223 122H224V121H223ZM235 122H236V121H234V123H235ZM5 123H6V122H5ZM24 123H25V122H24ZM26 123H27V122H26ZM26 123H25V124H26ZM47 123H48V122H47ZM205 123H206V122H205ZM226 123H225V125H226ZM236 123H237V122H236ZM8 124H9V123H8ZM8 124H6V125H8ZM25 124H24V127L22 126L24 129L26 128V127H25ZM36 124H37L38 127H36ZM166 124H167V123H166ZM187 124H188V125H191L192 123H187ZM195 124H196V123H195ZM223 124H224V123H223ZM240 124H241V122H240ZM240 124H239V125H240ZM20 125H21V124H20ZM22 125H23V123H22ZM157 125H158V124H157ZM168 125H169V123H168ZM175 125H176V124H175ZM230 125H231V124H230ZM230 125H229V126H230ZM232 125H233V122H232ZM232 125L230 126V129L233 128ZM236 125H237V124H236ZM241 125H242V124H241ZM0 126H1V125H0ZM8 126H9V125H8ZM12 126H13V125H12ZM16 126H17V125H15L14 128H15V129H18V128H16ZM28 126H27V127H28ZM176 126H177V125H176ZM183 126H184V125H183ZM227 126H228V124H227ZM237 126H238V125H237ZM5 127H6V126H5ZM17 127H18V126H17ZM22 127H21V128H22ZM158 127H159V126H158ZM160 127H161V126H160ZM160 127H159V128H160ZM165 127L167 128V126H165ZM239 127H241V126H239ZM1 128H2V127H1ZM21 128H20V129H21ZM159 128H158V129H159ZM186 128H187V127H186ZM188 128H189V126H188ZM241 128H242V127H241ZM241 128H240L241 132L238 131V133L240 132V133L243 135V132H242V131H244V130H242ZM2 129H4V128H2ZM7 129H8V128H7ZM10 129H11V128H10ZM26 129H27V128H26ZM40 129H41V128H40ZM40 129H39V130H40ZM74 129H75V128H74ZM161 129L163 130V127H162ZM227 129H229V128L227 127ZM230 129H229V131H230ZM234 129H235V130H238V128H236L235 125H234V128H233V132H235V134H236V131H234ZM28 130H29V129H28ZM30 130H29V131H30ZM39 130H38V131H39ZM177 130L179 131V133H181V132L183 133V131H184V130L181 131V130H179L178 128H177ZM177 130L174 129V128H172V129L164 130L163 132L160 133V132L157 131V129H156V131L160 133V138H161V139L158 140V141H159V142H157L158 144H156V145L159 147V149L162 148V149H165V150H166V149H167V150H174V149H175V145H178V143H180L182 140H183V141L185 140V139L182 138V137H178V136H180V135H182V134H180V135H179V133L177 134ZM185 130H186V129H185ZM3 131H4V130H1V133H2ZM18 131L20 132V130H18ZM38 131H35V132H38ZM180 131H181V132H180ZM12 132H13V130H12ZM19 132H17V133H19ZM24 132H25V131H24ZM33 132H34V131H33ZM25 133H28V132L26 131ZM38 133H40V131H39ZM155 133H156V132H155ZM231 133H232V130H231ZM21 134H22V132H21ZM23 134H24V133H23ZM28 134H29V133H28ZM34 134H35V133H34ZM34 134H33V135H34ZM72 134H73V133H72ZM9 135H10V134H9ZM36 135H37V134H36ZM227 135H228V134H227ZM229 135H230V133H229ZM231 135H232V134H231ZM1 136H2V135H1ZM6 136H7V135H6ZM15 136H16V135H15ZM23 136H25V135H23ZM174 136L178 137V138H176L177 141L173 140V138H175ZM185 136H186V135H185ZM225 136H226V135H225ZM235 136H237V134H236ZM240 136H241V135H240ZM8 137H9V136H8ZM29 137H30V136H29ZM35 137H36V136H35ZM1 138H2V137H1ZM21 138H22V137H21ZM21 138H20V139H21ZM31 138H32V137H31ZM237 138H238V137H237ZM9 139H12V138L10 137ZM25 139H26V138H25ZM32 139H33V138H32ZM37 139H38V138H37ZM150 139L152 140L153 138H150ZM6 140H7V139H6ZM14 140L16 141L17 139L14 138L12 141H14ZM156 140H157V139H156ZM7 141H8V140H7ZM12 141L10 140V142H12ZM152 141H154V140H152ZM233 141H234V140H233ZM4 142H5V141H4ZM177 142H178V143H177ZM12 143H13V142H12ZM22 143H23V142H22ZM176 143H177V144H176ZM182 143H183V142H182ZM182 143H181V144H182ZM242 143H243V142H242ZM5 144H7V143H5ZM184 144L187 145V141H185ZM8 145H10V144H8ZM12 145H14V144H12ZM20 145H21V143H20ZM149 145H150V144H149ZM152 145H153V144H152ZM154 145H155V144H154ZM195 145H196V144H195ZM157 146H156V148H157ZM181 146H182V145H181ZM189 146H190V145H189ZM19 147H20V146H19ZM148 147H149V146H148ZM176 147H177V146H176ZM184 147H185V146H184ZM4 148H5V147H4ZM32 148H33V147L31 146V149H32ZM156 148H154V149H156ZM182 148H183V147H182ZM14 149H15V148H14ZM127 149H128V148H127ZM137 149H138V148H136V150H137ZM139 149H140V148H139ZM180 149H181V148H180ZM2 150H3V149H2ZM136 150H135V151H136ZM149 150H150V149H149ZM175 150H176V149H175ZM175 150H174V151H175ZM5 151H6V150H5ZM127 151H128V150H127ZM131 151H133V152H130V153H128V154L133 153V154H135L134 157H137V156H136L137 154L134 152V150H131ZM144 151H146V150L144 149ZM147 151H148V150H147ZM153 151L156 152V156H157V152H159L160 150H159V151H157V150H156V151L153 150ZM153 151H152V152H153ZM188 151H189V150H188ZM34 152H35V151H34ZM137 152H138V151H137ZM140 152H141V154H140V156L138 155V156H139L138 158H141V156H142V154H143L142 150H141ZM154 152H153V153H154ZM161 152H162V151H161ZM165 152H166V151H165ZM169 152H170V151H169ZM178 152H179V149H178ZM14 153H15V152H14ZM28 153H29V155H30L32 152L28 151ZM126 153H127V152H126ZM138 153H139V152H138ZM180 153H181V152H180ZM183 153H184V152H183ZM237 153H238V152H237ZM0 154H1V153H0ZM144 154H145L146 156L148 155V153H144ZM144 154H143V155H144ZM161 154H162V153H161ZM161 154H160V156H161ZM240 154H241V153H240ZM131 155H132V154H131ZM145 155H144V156H145ZM182 155H183V154H182ZM10 156H11V155H10ZM144 156H143V157H144ZM148 156H149V155H148ZM153 156H155V154H153L151 157H148V158H151V159H148V160H149V161H152V157H153ZM156 156H155V158H156ZM160 156H158V157L160 158ZM162 156H164V155H162ZM167 156H168V155H167ZM172 156H173V155H172ZM184 156H186V155H184ZM14 157H15V156H14ZM25 157H26V156H25ZM29 157H30V158H34V157H36V155L34 156V154H33V156L31 155V156H29ZM134 157H133V159H134ZM177 157H179V156H177ZM7 158H8V157H7ZM36 158H37V157H36ZM179 158H180V157H179ZM3 159H4V158H3ZM22 159H23V158H22ZM128 159H129V158H128ZM133 159H129V161H130V160H133ZM144 159H145V158H144ZM157 159H158V158H157ZM171 159H172V158H171ZM177 159H178V158L174 159V160H175L174 162H179V161H176ZM41 160H42V159H39V160L36 161V162H39V161H41ZM161 160H162V159H160V160H158V161L156 160V163H158V162L161 161ZM10 161H11V159H10ZM23 161H24V160H23ZM133 161H135V160H133ZM133 161H131L132 164H134ZM136 161L139 162V160H136ZM136 161H135V165H134V166H136V168H135V167L133 168V167L131 166V167H130L131 170H130V168H129V164H130V163H128V168H127L128 170H127V171L130 170V171L132 172L133 169H134L135 174L139 175V178H140V175H141V173H139V172H140V169H141V170L144 169V166H146V165L143 164V163H139V164H138ZM163 161H164V160H162V162H163ZM36 162H34V163H36ZM41 162H42V161H41ZM41 162H40V163H41ZM165 162H166V161H165ZM171 162H172V161H171ZM182 162H183V161H182ZM260 162H261V161H260ZM23 163H24V162H23ZM28 163H29V162H28ZM30 163L32 164L31 161H30ZM34 163H33V164H34ZM40 163H38L37 166H38ZM43 163H44V162H43ZM136 163L138 164V166H137ZM180 163H181V161H180ZM180 163H179V164H180ZM31 164H30V165H31ZM161 164H163V166H164V162L161 163ZM256 164H257V163H256ZM15 165H16V164H15ZM30 165H29V166H30ZM40 165H43V164L41 163ZM130 165H131V164H130ZM165 165L168 166V165H167V162H166ZM184 165H186V164H184ZM209 165H210V164H209ZM31 166H32V165H31ZM31 166H30V169L32 168ZM35 166H36V165H35ZM154 166H155V161H154ZM158 166H159V165H158ZM214 166H215V165H214ZM40 167H41V166H40ZM40 167H37V168L40 170V169H41ZM146 167H147L146 169L149 170L148 166H146ZM168 167H169V170H170V165H169ZM180 167H181V165H180ZM210 167H211V166H210ZM212 167H213V166H212ZM263 167H264V166H263ZM37 168L34 167V169H37ZM125 168H126V167H125ZM132 168H133V169H132ZM164 168H166V167H164ZM4 169H5V168H4ZM38 169H37V171H38ZM187 169H188V168H187ZM208 169H209V168H208ZM2 170H3V169H2ZM167 170H168V168H167ZM167 170H166V171H167ZM171 170H172V169H171ZM206 170H207V169H206ZM210 170H211V169H210ZM23 171H24V170H23ZM40 171H41V170H40ZM130 171H129V172H130ZM157 171H159V170H157ZM164 171H165V170H164ZM174 171H175V170H174ZM212 171H213V170H212ZM13 172H14V171H13ZM38 172H39V171H38ZM38 172H35V174H38ZM122 172H123V171H122ZM154 172H155V171H154ZM168 172H169V171H168ZM124 173H125V172H124ZM126 173H127V172H126ZM126 173H125V174H126ZM132 173H133V172H132ZM132 173H131V175H132ZM152 173H153V172H152ZM173 173H174V172H173ZM11 174H12V173H11ZM21 174H22V173H21ZM35 174H33V175L36 176ZM41 174H42V173L40 172V175H41ZM128 174H130V173H127V175H128ZM153 174H154V173H153ZM164 174H166V172H163V175H164ZM171 174H172V173H171ZM4 175H5V174H4ZM131 175H130L129 177H128V176H127V177L129 178V180H132V181H133L132 178H134V177L131 178ZM137 175H136L135 178H137ZM174 175H175V174H174ZM174 175H172V176L174 177ZM208 175H210V174H208ZM21 176H22V175H21ZM23 176H24V175H23ZM161 176H162V175H161ZM169 176H170L169 173H167V174L165 175V177H164V181H165V180H168V179H166V178H168ZM172 176H171V179H173ZM210 176H211V175H210ZM1 177H2V176H1ZM36 177H37V176H36ZM40 177H41V176H40ZM56 177H57V176H56ZM142 177H143V176H142ZM144 177H145V176H144ZM148 177H149V176H148ZM121 178H122V177H121ZM130 178H131V179H130ZM36 179H37V178H36ZM143 179H145V178H143ZM143 179H141V180L143 181ZM37 180L39 181V179H37ZM41 180H42V179H41ZM110 180H111V179H110ZM119 180H120V178H119ZM138 180H139V179H138ZM154 180H155V179H154ZM121 181H122V180H121ZM142 181H140L139 184L145 182V181H144V182H142ZM151 181H152V180H151ZM43 182H44V181H43ZM115 182H116V180H115ZM122 182H123V181H122ZM125 182H126V181H124V183H125ZM157 182H158V181H157ZM166 182H167V181H165V182L163 183V185H164V184H166V185L169 184V183L167 184ZM171 182H172V181H171ZM210 182H211V181H210ZM212 182H213V181H212ZM244 182H245V181H244ZM36 183H38V182H36ZM126 183H127V182H126ZM126 183H125V184H126ZM128 183H129V182H128ZM128 183H127V186H128ZM136 183H137V182H136ZM158 183H159V182H158ZM160 183H161V182H160ZM160 183H159V185H160ZM251 183H252V182H251ZM31 184H32V183H31ZM42 184H43V183H42ZM129 184H131V183H129ZM133 184H134V183H133ZM133 184H132V186H134ZM150 184H151V183H150ZM237 184H238V183H237ZM245 184H246V183H245ZM33 185H34V184H33ZM119 185H120V184H119ZM123 185H124V184H123ZM136 185H137V184H136ZM159 185L156 186V189H157V188H160V190H161V188H162L163 186L161 187V185H160V186H159ZM166 185H164V186H166ZM14 186H16V185H14ZM28 186H29V184H28ZM28 186H26V187H28ZM30 186H31V185H30ZM37 186L39 187V185H37ZM130 186H131V185H130ZM130 186H128V187H130ZM132 186H131V187H132ZM138 186H139V185H138ZM143 186H144V185H143ZM151 186H152V185H151ZM241 186H242V185H241ZM250 186H251V185H250ZM140 187H141V186H140ZM144 187H145V186H144ZM246 187H247V186H246ZM29 188H31V187H29ZM29 188H28V189H29ZM32 188H33V187H32ZM122 188H123V187H122ZM138 188H139V187H138ZM141 188H143V187H141ZM145 188H146V187H145ZM256 188H257V187H256ZM4 189H5V187H4ZM19 189H20V188H19ZM38 189H39V188H38ZM139 189H140V188H139ZM139 189H138V190L134 189V194H135V191H139ZM146 189H147V188H146ZM163 189H164V188H163ZM5 190H6V189H5ZM7 190H8V189H7ZM12 190H13V189H12ZM20 190H21V189H20ZM23 190L26 191L25 189H23ZM34 190L37 191V189H34ZM128 190H129V189H128ZM132 190H133V189H132ZM143 190H144V189H143ZM143 190H142V191H143ZM150 190H151V189H150ZM195 190H196V189H195ZM27 191H29V190H27ZM30 191H32V190H30ZM30 191H29V192H30ZM111 191H113V190L111 189ZM116 191H117V190H116ZM251 191H252V190H251ZM0 192H2V191H0ZM3 192H4V191H3ZM5 192H6V191H5ZM7 192H8V191H7ZM10 192H11V191H10ZM32 192L35 193L34 191H32ZM50 192H51V191H50ZM50 192H49V193H50ZM107 192H108V191H107ZM119 192H120V189H119ZM241 192H242V191H241ZM241 192H240V193H241ZM244 192H246V191H244ZM11 193H12V192H11ZM14 193L16 194V192H13V194H14ZM20 193H21V191H20ZM26 193H27V192H26ZM26 193H24V194H26ZM33 193H32V194H33ZM42 193H43V192H42ZM47 193H48V192H47ZM130 193H131V192H130ZM130 193H129V194H130ZM140 193H142L141 190H140ZM152 193H153V192L150 193V191H149V194L152 195V197H155V193H154V194H152ZM156 193H157V192H156ZM246 193H247V192H246ZM32 194H31V195H32ZM117 194L119 195V193H117ZM131 194H132V193H131ZM143 194H144V193H143ZM242 194H243V193H242ZM242 194H241V195H242ZM4 195H5V197H6V193H4ZM22 195H23V194H22ZM28 195H29V194H28ZM31 195H30V196H31ZM36 195H37V194H36ZM135 195L137 196V193H136ZM145 195L147 196V192H146ZM150 195H149V196H150ZM156 195H158V193H157ZM1 196H2V195H1ZM16 196H17V195H16ZM26 196H27V194H26ZM139 196H141V195H139ZM142 196H143V195H142ZM188 196H189V195H188ZM246 196H247V195H246ZM7 197H8V196H7ZM37 197H38V196H37ZM37 197H34V198H37ZM46 197H47V196H46ZM134 197H135V196H134ZM134 197H133V198H134ZM195 197H196V196H195ZM15 198H16V197H15ZM22 198H23V197H22ZM22 198H21V199H22ZM26 198H27V197H26ZM29 198H30V197H29ZM98 198H102V197L99 195ZM2 199H3V197H2ZM5 199H6V198H5ZM32 199H33V198H32ZM95 199H96V198H95ZM105 199H106V198H105ZM135 199H137V197H136ZM142 199H143V198H142ZM148 199H149V201H148ZM148 199H147V201H148L152 206L156 204V203H153V204H152V203L150 202V201H153V200H150V199H152L151 197H148ZM155 199H157V196H156ZM196 199H197V198H196ZM196 199H195V200H196ZM240 199H241V198H240ZM0 200H1V199H0ZM3 200H4V199H3ZM11 200H15V199L12 198V196H11ZM48 200H49V197H48ZM50 200L53 201V202L55 201V200H52V198H51ZM88 200H89V199H88ZM101 200H102V199H101ZM7 201H8V200H7ZM7 201H6V203H8ZM24 201H25V200H24ZM27 201H28V200H27ZM42 201H43V199H42ZM51 201H49V202H51ZM66 201H67V200H66ZM93 201H95L94 198H93ZM138 201H139V200H138ZM143 201H144V200H143ZM143 201H142V202H143ZM147 201H146V197H145V203H146L147 205H150V204L147 203ZM227 201H228V200H227ZM241 201H242V200H241ZM1 202H3V201H1ZM16 202H17V201H16ZM20 202H22V201H20ZM55 202H56V201H55ZM82 202H83V201H82ZM82 202H81V203H82ZM98 202H99V201H97V203H98ZM111 202H113V200H111ZM153 202H154V201H153ZM3 203H4V202H3ZM3 203H0V204H1L0 206L4 205ZM6 203H5V204H6ZM10 203H12V202H10ZM27 203H28V202H27ZM43 203H44V202H43ZM51 203H52V202H51ZM57 203H58V205H56V206L59 207V206H60V203H59V202H57ZM66 203H67V202H66ZM137 203H138V205L141 204V202H140V203H139V202H136V204H137ZM28 204H29V203H28ZM31 204H32V203H31ZM41 204H42V203L39 202V205H41ZM61 204L63 205V203H61ZM64 204H65V203H64ZM99 204H101V203H99ZM99 204H98V205H99ZM102 204H103V203H102ZM109 204H110V203H109ZM146 204H145V205H146ZM183 204H184V203H183ZM199 204H200V203H199ZM16 205H17L19 208L22 207V206H19L17 203H16ZM49 205H50V203H49ZM52 205H53V203H52ZM62 205H61V206H62ZM80 205H81V204H80ZM98 205H97V207H99ZM106 205H107V204H106ZM138 205H137V206H138ZM165 205H166V204H165ZM167 205H168V204H167ZM169 205H170V204H169ZM221 205H222V204H221ZM6 206H7V207L9 206V207H8L7 209H3V208H2V209H3V210H9V211H10L9 208H10V207H13V206H10L9 204H6ZM17 206H16V207H17ZM24 206H25V205H24ZM36 206H38V205H36ZM46 206H47V207H46ZM53 206H54V205H53ZM53 206H51V207H52V209L55 210L57 207L54 208ZM143 206H144V204H143ZM143 206H142V204H141V207H143ZM163 206H164V205H163ZM227 206H228V205H227ZM14 207H15V206H14ZM16 207H15V208H16ZM25 207H26V206H25ZM31 207H32V206H31ZM43 207H45V209H47V210H50V209H51V208H49L50 206L48 207V204L45 205V206H43ZM43 207L41 206V207H39V209H41V211L43 212V214H44V213H47V212H48L47 210H45L46 212L43 211L44 209L42 210ZM62 207H63V206H62ZM94 207H95V206H94ZM105 207H107V206H105ZM141 207H140V208H141ZM145 207H146V206H145ZM148 207H149V206H148ZM201 207H202V206H201ZM0 208H1V207H0ZM28 208H29V207H28ZM60 208H61V207H59L58 210H59ZM75 208H77V207L75 206ZM90 208H91V207H90ZM152 208H153V207H152ZM152 208L150 207L149 209L152 210ZM156 208H157V206H156ZM179 208H180V207H179ZM204 208H206V207H204ZM12 209H13V208H12ZM17 209H18V208H17ZM21 209H22V208H20V209H19L20 211H19V210H18V211L21 212ZM63 209H64V207H63L62 209L59 210V213H58V212H55V211L52 213V211L50 210L51 213H47V216H46V214H45V216L40 217V218L42 219L41 222H38V220H41L40 218H38V215L41 214V213H39L38 211H37V212L39 213V214L37 213L38 215L35 213V214L31 215L32 217H30V218H28L27 215H26V217L24 216V218H25V219H24V218L22 217V215H21L20 217H22L24 220H26V222H24V221L21 219L23 222H21L22 224H20V227H16V226L14 227V225L16 224V219H15V222L13 221V222H14L13 227L15 228V230H14V234H13V237H14V240H15V241L12 240L13 237L11 238V240L15 242V245H16V246L21 247V249H19V247H16V248H17V249H16V250H17V253H16V258H15V259H16L17 261H19L21 264H36V262H37L38 264H54V263H56V264H63V260H65V258H62L61 260L58 259V258H56L57 255H56V257H55V255H54L55 252L53 253V251H51V250H49V249H46L47 247L44 248V247L42 246V243H43V245H44V244H46V243H48V242H50V241H52V240H55L54 238H52V237L54 236V234L52 235V232H53V233H56V232H57L58 235L61 234V233L59 234V232L61 231V230H60V223H59V221H60L61 219H60V220H57V219H59L58 216H60V215H59V214H60V211L63 210ZM73 209H74V208H73ZM80 209H81V207H80ZM100 209H101V207H100ZM100 209H99V210H100ZM146 209H147V207H146ZM153 209H154V208H153ZM162 209H163V208H162ZM189 209H190V208H189ZM0 210H1V209H0ZM15 210H16V209H15ZM15 210H13L14 213H15ZM23 210H24V209H23ZM29 210H31V208H30ZM29 210H28L27 212H29ZM33 210H34V209H33ZM37 210H38V207H37ZM97 210H98V208H97ZM143 210H145V209L143 208ZM13 211H12V212H13ZM35 211H36V210H35ZM35 211H34V212H35ZM56 211H57V209H56ZM69 211H70V210H69ZM134 211H135V210H134ZM147 211H149V210H147ZM19 212H17V213L19 214ZM24 212H26V209L24 210ZM71 212H72V211H71ZM86 212H87V211H86ZM100 212H101V211H100ZM138 212H139V211H138ZM144 212H145V211H143V213H144ZM186 212H187V211H186ZM193 212H194V211H193ZM200 212H201V211H200ZM4 213H5V212H4ZM7 213H8V212H7ZM7 213H6V215H7ZM30 213H31V212H30ZM63 213H64V212H63ZM66 213H67V212H66ZM66 213H65V214H66ZM75 213H76V212H75ZM87 213H89V212H87ZM90 213H91V212H90ZM143 213H141V214L143 215ZM153 213H154V212H153ZM153 213H152V215H153ZM9 214H10V213H9ZM20 214H21V213H20ZM20 214H19V215H20ZM22 214H23V213H22ZM25 214H26V213H25ZM48 214H49V215H48ZM65 214H64V215H65ZM70 214H71V213H70ZM81 214H82V213H81ZM101 214H102V213H101ZM144 214H145V213H144ZM154 214H155V213H154ZM186 214H187V213H186ZM186 214H185V215H186ZM0 215H1V213H0ZM34 215H35V216H34ZM64 215H63V216H64ZM96 215H97V214H96ZM99 215H100V213H98V217H99ZM102 215H103V214H102ZM142 215H141V216H142ZM145 215H146V214H145ZM7 216H8V215H7ZM7 216H6V217H7ZM12 216H15V214L12 215ZM12 216H11V217H12ZM28 216H30V215L28 214ZM41 216H42V215H41ZM75 216H76V215H75ZM131 216H132V215H131ZM135 216H136V214H135ZM159 216H160V215H159ZM258 216H259V214H258ZM17 217H19V216H17ZM17 217H15V218H17ZM65 217H68V215L65 216ZM72 217H73V216H72ZM142 217H144V216H142ZM142 217H141V218H142ZM146 217H149V215H147ZM151 217H152V216H151ZM263 217H264V216H263ZM1 218L4 220L3 215H2ZM7 218H8V217H7ZM7 218H6V222L9 221V220L7 221ZM31 218H32L33 220H31ZM81 218H82V216H81ZM87 218H88V217H87ZM99 218H100V217H99ZM152 218H153V217H152ZM152 218H151V219L149 218V221H150V222H153V221H152ZM2 219H1V220H2ZM9 219H11V218H10V215H9ZM13 219H14V217H13ZM17 219H18V218H17ZM66 219H67V218H66ZM75 219H76V218H75ZM78 219H79V218H78ZM97 219H98V218H97ZM144 219H145V218H144ZM147 219H148V218H147ZM154 219H155V218H154ZM193 219H194V218H193ZM19 220H20V219H19ZM19 220H18V222H19ZM21 220H20V221H21ZM62 220H63V218H62ZM72 220H73V218H72ZM76 220H77V219H76ZM80 220H81V219H80ZM84 220H85V218H84ZM89 220H90V219H88L87 221H89ZM94 220H95V219H94ZM157 220H158V219H157ZM33 221H34V222H35V221L37 222V224H35V226H36V225H39L40 223L42 224L41 226L39 225L41 228H42L43 226H44V227H45V226H48V227H45V228H49V231H51V232H49L48 234H45V236H48V235H49V237H45V238H44V235L41 234L40 228H38L39 226H36V227H35V226H32V225L29 226V223L32 222V224H33ZM91 221H93V219H92ZM96 221H97V220H96ZM9 222H10V221H9ZM60 222H61V221H60ZM62 222L64 223L65 221H62ZM70 222H71V221H70ZM84 222H85V221H84ZM84 222H83V223H84ZM94 222H95V221H94ZM97 222H98V221H97ZM132 222H133V221H132ZM144 222H145V221H144ZM10 223H12V221H11ZM72 223H73V222H71V224H72ZM12 224H13V223H12ZM12 224H10V225L7 226L8 229L11 227ZM17 224H19V223H17ZM30 224H31V223H30ZM64 224H65V223H64ZM64 224H63V226H64ZM69 224H70V223H69ZM80 224H81V223H80ZM86 224H89V223H86ZM92 224H93V223H92ZM95 224H96V223H95ZM95 224H94V225H95ZM149 224H150V223H149ZM4 225H6V224H4ZM4 225H3V222H2V226H3V228H4ZM26 225H27V228H26ZM65 225H67V223H66ZM90 225H91V224H90ZM0 226H1V224H0ZM9 226H10V227H9ZM18 226H19V225H18ZM63 226H62V227H63ZM87 226H88V225H87ZM149 226H150V225H149ZM232 226H233V225H232ZM13 227H12V228H13ZM72 227H73V226H72ZM76 227H77V226H76ZM88 227H89V226H88ZM136 227H137V226H136ZM183 227H184V226H183ZM0 228H1V227H0ZM3 228H2V229H3ZM45 228H44V229H45ZM67 228H68V226H67ZM90 228H91V227H90ZM169 228H170V227H169ZM2 229L0 230V233H2ZM8 229H7V230H8ZM27 229H28V230H27ZM85 229H86V228H85ZM134 229H135V228H134ZM144 229L147 230V227L144 228ZM164 229H165V228H164ZM68 230H70V229H68ZM92 230H93V229H92ZM135 230H136V229H135ZM148 230H149V229H148ZM171 230H172V229H171ZM175 230H176V229H175ZM4 231H5V230H4ZM9 231H10V230H9ZM11 231H12V230H11ZM39 231H40V232H39ZM42 231H43V230H42ZM83 231H84V228H83ZM156 231H157V230H156ZM156 231H155V232H156ZM161 231H162V230H161ZM161 231H160V233H161V235H162V233H163L164 231H163V232H161ZM37 232H39V234H38ZM62 232H63V231H62ZM64 232H65V231H64ZM64 232H63V233H64ZM85 232H86V231H85ZM133 232H134V231H133ZM6 233H7V231H6ZM57 233H56V234H57ZM73 233H74V230H73ZM92 233H93V232H92ZM125 233H126V232H125ZM130 233H132V231H131ZM144 233L146 234V232H144ZM164 233H165V232H164ZM177 233H178V232H177ZM180 233H181V232H180ZM205 233H206V232H205ZM210 233H211V232H210ZM7 234H8V233H7ZM11 234H12V233H10V236H11ZM56 234H55V235H56ZM78 234H79V233H78ZM132 234H134V233H132ZM136 234H137V233H136ZM0 235H1V234H0ZM58 235H57V236H58ZM63 235H64V234H63ZM140 235H141V234H140ZM142 235L144 236V234H142ZM146 235H147V234H146ZM170 235H171V234H170ZM3 236H4V235H3ZM3 236H2V237H3ZM50 236H52V237H51L52 239L50 238ZM128 236H129V235H128ZM130 236H132V235H130ZM135 236H136V235H135ZM143 236H142V238H144ZM159 236H160V235H159ZM163 236H164V234H163ZM174 236H176V235H174ZM0 237H1V236H0ZM2 237H1V238H2ZM64 237H66V236H64ZM80 237H81V235H80ZM177 237H178V236H177ZM188 237H189V236H188ZM5 238H6V239H5ZM5 238H4V239L7 240V237H6V236H5ZM48 238H50V239H48ZM57 238H58V237H57ZM146 238H150V237H147V236H146ZM164 238H165V236H164ZM4 239H2V241H3L2 244L5 243V242H4ZM58 239H59V238H58ZM60 239H61V238H60ZM62 239H63V238H62ZM71 239H72V238H71ZM71 239H69V240H71ZM130 239H131V238H130ZM130 239H128V242H129ZM139 239L141 240V238H139ZM144 239H145V238H144ZM144 239H142L141 241H143ZM172 239H173V238H172ZM178 239H179V238H178ZM72 240H74V239H72ZM147 240H148V239H147ZM163 240H165V239H163ZM59 241H60V240H59ZM123 241H125V240H123ZM176 241H177V239H176ZM52 242H53V245L56 243V241H52ZM69 242H70V241H69ZM69 242H68V243H69ZM72 242H73V241H72ZM78 242H79V241H78ZM133 242H134V241H132V243H133ZM145 242H146V240H145ZM151 242H152V241H151ZM163 242H164V241H163ZM163 242H162V243H163ZM171 242H172V241H171ZM188 242L190 243V241H188ZM8 243H9V242H8ZM8 243H7V245H8ZM60 243H61V242H60ZM126 243H127V242H126ZM129 243H130V242H129ZM189 243H186V244H189ZM49 244H50V243H49ZM79 244H80V243H79ZM150 244H151V243H150ZM155 244H158V243H155ZM184 244H185L184 242H181V243L178 245V248H177V251H176L177 255L180 254L181 256H183L186 252H188V250H186V246H187V245L185 246ZM193 244H194V242H193ZM59 245H60V244H59ZM65 245H66V244H65ZM82 245H83V244H82ZM55 246H56V245H55ZM57 246H58V245H57ZM85 246H86V245H85ZM122 246L124 247V245H122ZM126 246H127V247H128V246H131V243H130V245H126ZM126 246H125V248H126ZM161 246H162V245H161ZM164 246H165V245H164ZM9 247H10V246H9ZM62 247H63V246H62ZM80 247H81V245H80ZM151 247H152V246H151ZM156 247H157V246H156ZM159 247H160V246H159ZM252 247H253V246H252ZM48 248H49V247H48ZM51 248H53V246H52ZM73 248H74V247H73ZM84 248H85V247H84ZM84 248H83V249H84ZM157 248H158V247H157ZM190 248L192 249V247H190ZM12 249H14V248H12ZM59 249H60V248H59ZM68 249H69V248H68ZM128 249H129V248H128ZM148 249H149V248H148ZM175 249H176V248H175ZM193 249H194V248H193ZM14 250H15V249H14ZM16 250H15V251H16ZM53 250H55V248H54ZM77 250H78V249H77ZM124 250H125V249H124ZM162 250H164V249H162ZM194 250H195V249H194ZM15 251L13 252L12 257H13V255H14ZM70 251H71V250H70ZM144 251H145V250H144ZM151 251H152V250H151ZM151 251H150V252H151ZM154 251H155V249H154ZM190 251H191V250H190ZM190 251H189V252H190ZM226 251H227V250H226ZM229 251H231V250H229ZM57 252H58V251H57ZM86 252H87V251H86ZM118 252H119V251H118ZM152 252H153V251H152ZM158 252H160V250H159ZM167 252H169V251H167ZM189 252H188V254L190 255ZM62 253H63V252H62ZM64 253H67V252H64ZM124 253H125V252H124ZM156 253H157V250H156ZM172 253H173V251H172ZM224 253H225V252H224ZM60 254H61V253H60ZM60 254H59V255H60ZM162 254H163V253H162ZM165 254H166V253H165ZM173 254H174V253H173ZM62 255H63V254H62ZM70 255H71V254H70ZM123 255H124V254H123ZM151 255H152V254H151ZM229 255H230V254H229ZM229 255H226V256H229ZM232 255H233V254H232ZM77 256H78V255H77ZM125 256H126V255H125ZM235 256H236V255H235ZM59 257H60V256H59ZM63 257H64V256H63ZM70 257H71V256H70ZM127 257H128V255H127ZM127 257H126V258H127ZM171 257H172V256H171ZM206 257H208V256H206ZM75 258H76V257H75ZM119 258H120V257H119ZM168 258H169V257H168ZM67 259H68V258H67ZM151 259H152V258H151ZM164 259H166V258H164ZM235 259H236V258H235ZM123 260H124V257H123ZM184 260H185V259H184ZM188 260H189V259H188ZM188 260H186V261H188ZM1 261H3V260H1ZM4 261H5V260H4ZM80 261H81V260H80ZM118 261H119V260H118ZM152 261H153V260H152ZM165 261H166V260H165ZM182 261H183V260H182ZM6 262H7V259H6ZM65 262H66V260H65ZM76 262H77V261H76ZM122 262H123V261H122ZM122 262H121V264H123ZM166 262H167V261H166ZM188 262H190V260H189ZM223 262H224V261H223ZM3 263H4V262H3ZM78 263H79V262H78ZM78 263H76V264H78ZM119 263H120V262H119ZM186 263H187V262H186ZM0 264H1V263H0ZM64 264H65V263H64ZM66 264H68V262H66ZM74 264H75V263H74ZM219 264H220V263H219Z\"/></svg>", "mask_w": 264, "mask_h": 264}]
</instances>
